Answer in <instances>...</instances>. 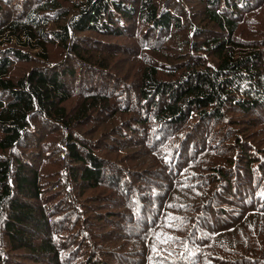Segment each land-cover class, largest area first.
<instances>
[{
	"label": "trees",
	"instance_id": "trees-1",
	"mask_svg": "<svg viewBox=\"0 0 264 264\" xmlns=\"http://www.w3.org/2000/svg\"><path fill=\"white\" fill-rule=\"evenodd\" d=\"M0 264H264V0H0Z\"/></svg>",
	"mask_w": 264,
	"mask_h": 264
},
{
	"label": "rangeland",
	"instance_id": "rangeland-1",
	"mask_svg": "<svg viewBox=\"0 0 264 264\" xmlns=\"http://www.w3.org/2000/svg\"><path fill=\"white\" fill-rule=\"evenodd\" d=\"M192 178V177H191ZM175 196V198L177 199V200H179V198H180V196H181V193L180 192H178L177 194H175L174 195Z\"/></svg>",
	"mask_w": 264,
	"mask_h": 264
}]
</instances>
